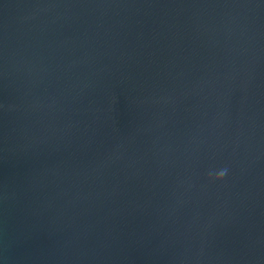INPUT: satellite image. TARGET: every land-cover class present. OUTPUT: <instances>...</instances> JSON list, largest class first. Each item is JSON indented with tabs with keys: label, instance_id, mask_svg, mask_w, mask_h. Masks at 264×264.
<instances>
[{
	"label": "water",
	"instance_id": "95a60500",
	"mask_svg": "<svg viewBox=\"0 0 264 264\" xmlns=\"http://www.w3.org/2000/svg\"><path fill=\"white\" fill-rule=\"evenodd\" d=\"M0 264H264V0H0Z\"/></svg>",
	"mask_w": 264,
	"mask_h": 264
},
{
	"label": "clouds",
	"instance_id": "9594fccd",
	"mask_svg": "<svg viewBox=\"0 0 264 264\" xmlns=\"http://www.w3.org/2000/svg\"><path fill=\"white\" fill-rule=\"evenodd\" d=\"M219 175H220V177H223L224 173H223V172H221Z\"/></svg>",
	"mask_w": 264,
	"mask_h": 264
}]
</instances>
